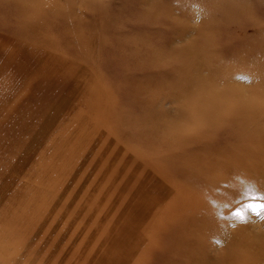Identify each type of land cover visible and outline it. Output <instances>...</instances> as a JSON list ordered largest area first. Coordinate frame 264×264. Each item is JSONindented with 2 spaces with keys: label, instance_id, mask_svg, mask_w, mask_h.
I'll list each match as a JSON object with an SVG mask.
<instances>
[{
  "label": "rangeland",
  "instance_id": "374dc122",
  "mask_svg": "<svg viewBox=\"0 0 264 264\" xmlns=\"http://www.w3.org/2000/svg\"><path fill=\"white\" fill-rule=\"evenodd\" d=\"M0 264H264V0H0Z\"/></svg>",
  "mask_w": 264,
  "mask_h": 264
}]
</instances>
